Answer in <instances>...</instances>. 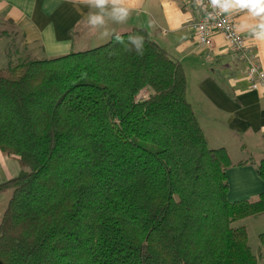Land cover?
Listing matches in <instances>:
<instances>
[{
    "label": "trees",
    "instance_id": "trees-1",
    "mask_svg": "<svg viewBox=\"0 0 264 264\" xmlns=\"http://www.w3.org/2000/svg\"><path fill=\"white\" fill-rule=\"evenodd\" d=\"M0 153L21 168L0 185V264H258L240 224L264 195L230 203L227 171L264 182V159L209 147L182 65L144 28L0 69Z\"/></svg>",
    "mask_w": 264,
    "mask_h": 264
},
{
    "label": "crops",
    "instance_id": "crops-1",
    "mask_svg": "<svg viewBox=\"0 0 264 264\" xmlns=\"http://www.w3.org/2000/svg\"><path fill=\"white\" fill-rule=\"evenodd\" d=\"M129 6L132 12L126 23L106 16L103 26L92 27L87 23L89 9L81 0H0V64L25 58L24 53L32 49L43 59L84 52L105 45L114 34L144 28L182 65L187 100L209 147L226 149L233 163L264 159V87L251 89L248 62L229 49L222 35L213 36L210 48L198 44L197 0H131ZM228 16L264 71V42L254 40L246 30L254 21L244 12ZM20 172L15 159L0 153V185ZM227 178L230 203L264 195V182L253 165L233 167ZM11 193H0V222ZM249 221L264 225V214L240 225Z\"/></svg>",
    "mask_w": 264,
    "mask_h": 264
},
{
    "label": "clouds",
    "instance_id": "clouds-1",
    "mask_svg": "<svg viewBox=\"0 0 264 264\" xmlns=\"http://www.w3.org/2000/svg\"><path fill=\"white\" fill-rule=\"evenodd\" d=\"M81 2L89 9L87 23L92 27L103 26L106 16L124 24L129 20L132 12L129 6L131 0H81ZM197 3L202 4L203 0H197ZM208 7L214 11L218 9V15L246 13L254 21L246 30L250 31L254 40L264 42V0H208ZM207 15L209 18L212 17L211 12ZM128 39L135 45L138 55L143 56L144 36L130 35ZM116 40L123 42L120 36H116Z\"/></svg>",
    "mask_w": 264,
    "mask_h": 264
},
{
    "label": "built area",
    "instance_id": "built-area-1",
    "mask_svg": "<svg viewBox=\"0 0 264 264\" xmlns=\"http://www.w3.org/2000/svg\"><path fill=\"white\" fill-rule=\"evenodd\" d=\"M198 9L201 14L195 26L198 44L203 48H210L213 36L215 34L222 35L229 49L248 62L247 79L251 83V89L259 91L264 87V75H262L264 71L256 56L250 52L246 40L239 33L234 21L227 14L218 15V9L214 11L208 7V0H203L202 4H198ZM208 12L212 13L211 18L208 17Z\"/></svg>",
    "mask_w": 264,
    "mask_h": 264
},
{
    "label": "rangeland",
    "instance_id": "rangeland-1",
    "mask_svg": "<svg viewBox=\"0 0 264 264\" xmlns=\"http://www.w3.org/2000/svg\"><path fill=\"white\" fill-rule=\"evenodd\" d=\"M77 39V38H76ZM25 58L21 59H15L8 61H4L2 64H0V69H7V68H13L20 63H23L24 61H39L42 60L43 56L40 53H35L33 49L31 52L24 53ZM247 228L248 235H249V245L252 249L253 254L256 256L258 260V264H264L263 256H264V247L260 243L258 236L261 233H264V225L263 223H257L256 225L254 223L246 222L244 224ZM263 225V226H262Z\"/></svg>",
    "mask_w": 264,
    "mask_h": 264
}]
</instances>
